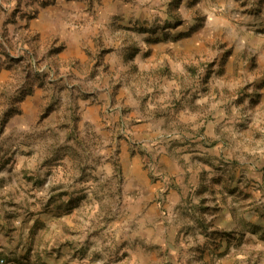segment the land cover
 Listing matches in <instances>:
<instances>
[{
	"label": "rangeland",
	"instance_id": "obj_1",
	"mask_svg": "<svg viewBox=\"0 0 264 264\" xmlns=\"http://www.w3.org/2000/svg\"><path fill=\"white\" fill-rule=\"evenodd\" d=\"M0 264H264V0H0Z\"/></svg>",
	"mask_w": 264,
	"mask_h": 264
}]
</instances>
